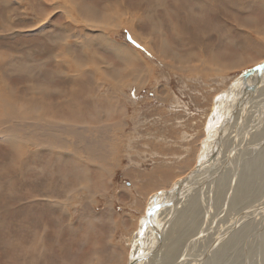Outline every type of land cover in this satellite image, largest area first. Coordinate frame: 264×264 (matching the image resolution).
Wrapping results in <instances>:
<instances>
[{
    "label": "rangeland",
    "instance_id": "1",
    "mask_svg": "<svg viewBox=\"0 0 264 264\" xmlns=\"http://www.w3.org/2000/svg\"><path fill=\"white\" fill-rule=\"evenodd\" d=\"M56 1L0 0V53L6 59L4 65L0 61V80L5 85H11L13 88H10L14 90L22 88L26 93L31 92L27 93L29 96H32L31 87L36 92L39 90L35 95L43 105H39V108L42 107V114L40 111L39 115L37 112L34 114L37 118L46 120L47 125L52 124V128H86L91 133L107 129L106 137L109 140L106 147L103 146L107 159L104 163H90L83 155L67 158V153L57 149L48 150L32 143H19L18 148L23 154L16 167L18 174L23 176H6L3 165L11 164L12 160L7 154L5 142L0 139V193L3 189L6 194V202L3 203V196L0 194V264H127L133 252L130 244L133 233L146 216L148 209L145 206L148 207L149 196L168 184L178 185L182 178H185L182 183L185 182L186 172L195 166L200 142L196 143L194 140L205 130L203 127L214 97L221 89L231 88L236 76L264 58V0H212L210 7L206 5L207 0H179L180 6H177L184 15L181 27L184 22L193 28L196 44L191 42L187 34H182L180 29L171 28L176 20L167 14L169 8L165 6L174 0ZM51 3L61 6L51 13L47 8ZM188 5L192 6L195 17L185 14L189 13ZM82 6L96 8L97 19L89 20L85 18L86 12L84 15L82 12L78 13ZM204 6L209 10L221 6L223 11H219L217 17L209 19V12H206L208 20L203 21L202 27L199 23L204 14L201 10ZM105 7L110 12L103 15ZM127 10L129 13L126 15L121 13L118 16L116 13ZM130 13H135L136 22L139 21L138 29L135 27L137 31L133 33L135 41L129 28L125 26L127 20L131 19ZM102 16H106V19ZM44 18L46 19L43 20ZM148 21L150 22L147 23ZM160 23L166 25V28ZM167 24L171 29H168ZM257 30L261 31V35L256 33ZM151 38L152 41H149ZM107 40L122 45L124 49L133 47L140 53L142 59L146 60L144 64L148 66L145 68L141 64L143 61L139 59L146 80L141 73L139 81L134 83V79L131 80L130 77L113 81V71L119 69L122 60L111 51ZM175 51L182 52L180 58L174 56ZM189 51L194 56L187 55ZM86 56L90 61L85 59ZM47 59H51V62L46 67L44 61ZM181 62L182 64H178ZM136 63L133 62L137 65ZM164 64L178 66L172 71L171 66L170 69ZM181 65L195 67V71L183 74ZM9 66L13 69H5ZM105 66L113 71L105 69ZM107 74L111 80L108 77L106 79ZM252 79L256 81L254 78L250 80ZM71 81H76L77 85ZM117 83L122 87H118ZM250 83L253 85L255 82L245 84ZM260 85L253 91H257ZM41 86L44 91L47 90L46 96L40 94ZM263 86L264 83L261 87ZM56 89L62 91L61 95H55ZM24 91L20 92L25 93ZM253 91H248L251 99L255 94ZM42 96L46 101L56 100L60 103L68 99L70 106L67 108L61 105L59 110L62 112L51 111L49 108L52 107H44ZM76 106L81 107L86 117H73L72 107ZM253 107V117L250 119L257 118L258 123H264V106ZM99 117L101 118L98 120ZM261 128L262 126L259 129ZM97 134L100 135L99 132ZM235 136L234 141L246 142V132ZM61 137L69 139L64 134ZM21 166L24 169L20 170ZM67 170L80 172L69 175L68 178L74 180L63 185L60 177ZM8 171L9 169L6 170ZM45 188H53L46 198L40 195L45 192ZM223 199L214 206L216 208H213L212 215L226 212L220 211ZM43 206L52 209L54 214L47 226L49 235L40 242L38 233L42 228L41 219L33 224V219L30 222V218L36 215L34 211L37 208ZM28 207L32 209L29 210ZM10 208L16 210L12 219L9 218ZM18 214L21 218L20 225H16ZM178 223L180 222L173 224L174 228L170 227L174 237L179 234L175 233L181 226ZM148 241L147 248L153 245V238L150 237ZM113 242L117 244L116 247ZM87 243L90 244L86 245ZM44 247L48 250L43 249ZM111 250L121 251L122 257ZM118 259L122 263H118ZM239 261L232 264H243L242 259Z\"/></svg>",
    "mask_w": 264,
    "mask_h": 264
},
{
    "label": "bare ground",
    "instance_id": "2",
    "mask_svg": "<svg viewBox=\"0 0 264 264\" xmlns=\"http://www.w3.org/2000/svg\"><path fill=\"white\" fill-rule=\"evenodd\" d=\"M74 1L75 0H72L70 1V3L71 2L74 3ZM151 2L152 1H150V3ZM212 2H213L212 0H207L206 5L210 7L209 3L212 6L213 4ZM108 3L112 4V2L110 1H108ZM177 5L180 6L179 0L168 2L165 6V8L166 7L169 8L167 10V14L172 15V17L175 18L176 20L174 21L175 23L173 25L171 24V28L173 30L180 29L179 31H181L182 34H185V35L187 34L189 38L191 39V42L196 44L197 42H196L193 30H192L193 28L186 25V23L184 22H182V27H181V21H183V19L181 18L184 15L182 13L183 11L181 12L180 7ZM60 6L61 5L52 4V5H49V7L47 6V8L51 13H53L52 11L58 10ZM148 6L150 5H147V7ZM183 7L184 9H186V6H183ZM217 7L218 8L216 9L212 7V9L209 10L204 6L201 9L204 14H202L201 16L202 20L199 23L200 26L202 27L204 26L203 21L208 20L210 17L213 18L214 16L217 17L219 15V11L221 12L219 8H221V6H217ZM106 8L107 7L103 8L105 9V11L103 12V15L106 12L107 14L108 12H110V10L108 11ZM188 9H189V13H185V12L184 13L187 16L195 17L196 14L193 13L192 6H189ZM80 12H82L83 15H84V12H86L85 18L89 20H95L98 17L97 16L98 11L94 7L82 6L81 10H79L78 13ZM206 12H209L208 19H207V15H205ZM116 13L118 16H121V13L122 14L124 13L123 15H126L129 12L127 10L124 12L117 11ZM51 16H53V14ZM102 17H104V20L106 19V16H102ZM130 18H131L130 20L129 19L127 20V24L125 26L129 28V31H131L132 38L135 41L134 32L137 31L135 27L138 29L139 21L137 20L136 22L135 13L133 14L130 13ZM45 19L46 18H44L43 20ZM161 20L159 22H162ZM109 21L111 20L109 19ZM128 21H130V24L128 23ZM107 22L105 24H107ZM149 22L150 21H148L147 23ZM160 24L162 26L164 25L163 23H160ZM165 26L166 25H164L163 27ZM168 26L170 25L167 24V27ZM177 26L178 28H176ZM171 28L168 27V29H171ZM162 36H160V38ZM155 37H157V35ZM87 40L89 39L87 38ZM149 41H152V38ZM112 42H113L112 40H107L108 46L112 49L111 51H114L116 53V55L119 57V60L120 59L122 60L121 61L122 65L119 67V69H115L114 71L112 68L105 66V69L111 70L114 72L115 76L113 75V81L117 78H120L119 80L122 81V79L130 77L131 80L132 78L134 79L133 81L134 83L135 81H139L138 78L141 76V73L145 79V76H144L145 73L143 72L140 66V62H138L139 59L143 61V63L141 64H143L145 68H147L148 66L144 64L146 60L142 59V57L140 56V53L137 52L136 49H134L133 47H128L127 49H124L122 45H117L116 43L113 44ZM141 42L143 44L144 43L146 44V41L144 42V40L142 39H141ZM101 45L103 46L104 44H101ZM166 46H169V45H166ZM163 52L165 51L163 50ZM1 53H0V61L2 62L1 65H4L6 63V59L4 60V56ZM181 53L182 52L175 51L174 56L178 58ZM50 55H52V52L50 53ZM187 55L194 56V53L192 52L190 53L189 51ZM73 58L74 57H72V59ZM165 58L166 57H164L163 59ZM193 58L191 60H193ZM85 59H89V57L86 56ZM263 60L264 58L260 59L256 63L259 64ZM70 61L71 60H69V62ZM44 62H46L44 63V66L47 67V65L51 62V59L49 60L47 59ZM133 62H137L136 63L137 65L133 64ZM178 64H182V62ZM187 65H183V66L181 65L182 66L181 71L183 72V74H191L193 71H195V67L189 68ZM165 66H167L168 68H170L171 66L172 69L171 68L170 69L173 71V69H176L178 65L175 66L174 64L173 65L166 64ZM81 68L82 67H80V69ZM5 69L12 70L13 68L12 66H9V67H6ZM55 70L56 69H54V71ZM96 70L98 71V69ZM77 72L78 71H76V73ZM107 75H105L106 79L107 77L110 78L109 74ZM27 76L29 77V74H27ZM78 80L79 79H77V81ZM109 80H111V78ZM3 82L4 81L0 80V139L5 142V145L8 150L7 154H9L10 161L12 160L11 164L5 163L3 165L4 172H5L4 175L20 176V178L21 176H23L21 174H18V168L16 167L17 161L18 159H20L19 157L23 154L21 153L20 148H18L20 147L19 143L21 144L29 143V145L36 144L38 145V147L39 146L44 147L48 150L57 149L59 151L65 152V154L67 153L68 154L67 158L71 157L72 155L76 157L83 155V156H86L87 160L90 161V163L91 162L95 163L96 161L104 163L106 161L107 156L105 153V150H106L105 147H106L107 141L109 140L107 139L108 137H106L107 129H102V131L97 130L96 132L91 133V131L87 130L86 128L76 129V127L66 128L65 126L64 128H61V127L54 128L55 126L52 128V124L47 125L48 123L46 122V120L37 118V115L34 114L37 112V114L39 115L38 111L41 112L40 108H42V107L39 108V105L41 103H39V99L35 95L39 93V90L36 92L35 88L31 87V89H33L32 96H29L28 94L31 92H27L28 93L27 94L24 91L25 89L22 90V88L18 90H14L12 89L13 87L11 85L9 86L7 84L5 85V83ZM247 82H255V80L249 79L246 81V83ZM71 83L76 84V81H73V82L71 81ZM261 83L262 84L264 83L262 82V78L258 85H260ZM262 84L260 85V88L257 89V91L255 92L253 91V93L255 94H253L254 96H252V99H251V96L249 98V92L245 91L246 87L252 86V83L245 84L244 80H236L235 82L233 81L231 88L221 89L218 95L214 97L213 102L211 103L210 109L207 114L206 124L203 127L205 130L202 134L198 136L199 139L198 137L197 138L195 137L194 141H197L196 143L200 142V145L198 146V150H197V155H196V163H195L196 167L194 166L192 169L190 168L186 172L185 174L186 181L183 182L182 185L179 186V188H181L180 199L176 200L170 206H167L163 209L159 208V209L154 210L155 212L154 214H152L148 212L150 211L152 202L154 201L156 196L160 195L162 191H169V192H172L171 194H173L174 187L178 185L168 184L166 185V187L158 189L155 192H153L151 196L148 195L149 196V203H148L149 208L146 207L147 205L145 206V208L148 209L146 216L144 219H142L139 222L137 231L133 233L134 236H133L132 242L130 243L133 246L132 247L133 252L131 254V258L127 261V264H222V263L232 264L236 260L240 262L239 259L243 260V264H264V123L263 121H260V123H258L259 119L256 120L257 118L250 119L251 117H253L252 112H251L253 106H257V108H260V106L261 107L264 106V86L261 87ZM117 86L122 87L118 83H117ZM42 87L43 86H41L40 94L42 93L43 95L46 96L48 92L47 90L44 91L45 89L43 90ZM76 89H78V87ZM20 91L22 92L24 91L25 93H21ZM61 92L62 91H58L56 89L54 93L55 95H61ZM21 94H23V96H21ZM95 96L94 98H96ZM44 99L46 98L42 96L41 102L44 104V107L45 105H47L48 107H52L49 109L51 111L55 110L54 112H62L59 110L62 108V106H65L67 108L70 106L69 104L70 100H68L67 98H66L67 100L64 101L63 103H60V101H56V100L46 101ZM101 105L103 104L101 103ZM41 106L43 105L41 104ZM72 109L73 110L71 112H73L72 114L73 117L75 116L77 118H83L85 113L83 112L81 107L76 106V107H72ZM48 114H50V112ZM258 117H260V115ZM100 118L101 117H99L98 120ZM262 119L264 118L262 117ZM258 124H262V125H258ZM261 126L262 128L259 129ZM243 130L244 132H246V136H245L246 142L239 143L238 141H234L236 137L235 135H238L240 132L244 133ZM98 132L100 133V135L97 134ZM62 134H64L66 137H69V139L61 137ZM219 141H221L220 144H219ZM238 143L241 144V146L238 145ZM205 145L207 146L203 147ZM211 167H212V171H211ZM7 169H9L8 172H6ZM21 169H24V168H22L21 166L20 170ZM79 172H80L79 170H69V171L67 170L66 173H64V176L60 175L61 176L60 180L61 182L64 183L62 184L65 185L67 181L74 180L73 178H68V176L75 175V174L77 175L79 174ZM205 173L207 174V176H203ZM209 173L212 176H210ZM208 175L210 176V178ZM183 180H185V178H182V181ZM73 187L74 185L72 186V188ZM2 190L3 189H1V193H0L3 196L1 203L6 202V200H4V197L6 196V194ZM52 190L53 188L52 189L45 188L44 190L45 192L40 195L46 198L50 196L49 193ZM37 196L39 195L37 194ZM222 199H223V204L221 206L220 211L224 210L226 212H223V213L221 212V214H218V215L214 213V215H212L213 208H216L214 206H216L217 203ZM28 208L29 210L32 209L31 207H28ZM14 211H16L14 208L13 209L10 208V210L8 211L10 219H12ZM34 212L36 215L30 218V222L33 219V224H36V221H39L41 219L40 221L42 225L40 224V226L42 228H40V230L38 229L39 230L38 239L41 242V241H44L46 237L49 235L47 226H49V222H50L49 220L50 218H52L54 213L52 209H50L49 207L45 208L44 206L37 208ZM176 222H180L178 224H180L181 226H180L179 231L177 232L178 230L177 229L175 232L179 234L177 235V237H174L173 236L174 234H172L171 232L172 229L170 230V227L174 228L173 224ZM20 223H21V218H20V215L18 214V220H16V225H20ZM150 237L151 239L153 238V245L151 244L152 245L151 246L149 244L151 247L149 246V248H147L146 246L149 242L148 240ZM200 247H202V251H200ZM43 249L48 250L46 247H44ZM19 261L20 260H17V262Z\"/></svg>",
    "mask_w": 264,
    "mask_h": 264
},
{
    "label": "water",
    "instance_id": "3",
    "mask_svg": "<svg viewBox=\"0 0 264 264\" xmlns=\"http://www.w3.org/2000/svg\"><path fill=\"white\" fill-rule=\"evenodd\" d=\"M263 75H264V60L262 62H260L259 64H257L256 66H254L248 70L243 71L241 74H239L238 76H236L234 78V81L244 80L246 83L247 80H249L251 78H256L255 83H253V85L250 86L249 88L246 87V89H245L246 92L247 91H253L254 89H256L259 86L258 84H259ZM180 185H182V181H180L178 183V186L174 187L173 194H171L172 192H169V191H162L160 193V195H157L156 198L154 199V201L152 202L151 209L148 213L154 214V212H155L154 210L159 209V208L163 209L167 206H170L176 200H179L180 195H181V191H180L181 188H179Z\"/></svg>",
    "mask_w": 264,
    "mask_h": 264
},
{
    "label": "crops",
    "instance_id": "4",
    "mask_svg": "<svg viewBox=\"0 0 264 264\" xmlns=\"http://www.w3.org/2000/svg\"><path fill=\"white\" fill-rule=\"evenodd\" d=\"M263 6H264V3H263ZM223 10V8H221V11ZM264 31V30H263ZM257 34H259V35H261V31H258L257 30V32H256ZM258 48V46L256 47V49ZM88 244H90V243H87L86 245H88ZM113 245H114V247H116L117 246V244H114V242L112 243ZM103 245L105 246L106 244L105 243H103ZM108 246H111L112 247V245L111 244H108ZM113 247V248H114ZM94 249V248H93ZM93 249H92V252H93ZM100 250V249H99ZM112 251V253H114V254H116L117 253V256L118 257H122V253H121V251L120 252H115V250H111ZM109 255H107V257H108ZM109 260V259H108ZM119 261H118V263H122V260H120V259H118Z\"/></svg>",
    "mask_w": 264,
    "mask_h": 264
}]
</instances>
